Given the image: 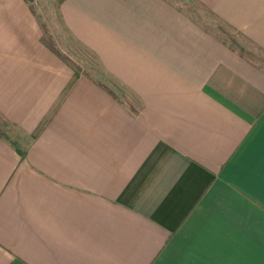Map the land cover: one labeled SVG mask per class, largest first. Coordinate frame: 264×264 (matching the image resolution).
I'll return each mask as SVG.
<instances>
[{
  "label": "crops",
  "instance_id": "1",
  "mask_svg": "<svg viewBox=\"0 0 264 264\" xmlns=\"http://www.w3.org/2000/svg\"><path fill=\"white\" fill-rule=\"evenodd\" d=\"M194 1L264 52V0ZM31 4L0 0V264H264V68L171 0H64L133 115Z\"/></svg>",
  "mask_w": 264,
  "mask_h": 264
},
{
  "label": "rangeland",
  "instance_id": "2",
  "mask_svg": "<svg viewBox=\"0 0 264 264\" xmlns=\"http://www.w3.org/2000/svg\"><path fill=\"white\" fill-rule=\"evenodd\" d=\"M177 4L180 8L185 10L191 17L202 25L213 26L211 29L215 30L216 18L204 10L194 0H171ZM32 9L35 12L38 20L42 24H45L49 33L53 36L59 49L64 52L69 58L77 63L85 72L97 77L100 81L115 88L118 92L122 91L113 79L108 77L103 70L99 67L97 59L85 48L80 46L75 40H73L67 32L64 30L60 12L57 7V0H33L31 1ZM240 41L255 54L264 57V52L259 48H254L244 38L239 37ZM6 129L12 130L9 123H6Z\"/></svg>",
  "mask_w": 264,
  "mask_h": 264
},
{
  "label": "trees",
  "instance_id": "3",
  "mask_svg": "<svg viewBox=\"0 0 264 264\" xmlns=\"http://www.w3.org/2000/svg\"><path fill=\"white\" fill-rule=\"evenodd\" d=\"M26 1L31 2L33 0H26ZM63 1L64 0H57V7L59 11H60V6L63 3ZM42 25H43L44 36H45L44 41L49 46V48H51V50H53L57 55H59L73 69H75L76 71H83V69L77 63H75L71 58H69L64 52H62L59 49L53 36L49 33L47 26L45 24H42ZM205 30L211 33L212 35H214L219 40H221L228 47H230L233 51L240 54L243 58L264 68V57H260V55L255 54L253 51H250L240 41L239 37L244 38L254 48H256L257 45L253 43L252 41H250L240 31L235 30L232 27L224 23L217 25L215 30H212L210 28H205ZM92 55L95 57L93 53ZM86 74L88 75L89 73L86 72ZM118 87L123 92V100H122L123 103H125V105L133 113V115H137L140 109L142 108V104L134 97V94L129 89H127V87H124L123 85H118ZM6 123H9V121L0 113V139L10 140L11 138H10L8 129H6L7 128Z\"/></svg>",
  "mask_w": 264,
  "mask_h": 264
}]
</instances>
